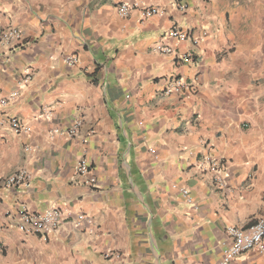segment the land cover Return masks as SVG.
<instances>
[{
	"label": "crops",
	"instance_id": "obj_1",
	"mask_svg": "<svg viewBox=\"0 0 264 264\" xmlns=\"http://www.w3.org/2000/svg\"><path fill=\"white\" fill-rule=\"evenodd\" d=\"M134 1L0 0V23L23 34L14 55L0 49V101L20 91L0 106V177L34 176L26 189L0 187V264H221L227 228H249L264 214L257 30L235 25L230 0H182L184 12L175 0H145L165 14L120 17L117 6ZM174 26L208 36L198 46L164 39ZM162 41L197 61L156 52ZM171 77H198V91L166 95ZM8 118L32 132L16 135ZM79 119L77 137L57 133ZM206 143L225 162L229 193L199 168ZM84 158L94 188L76 172ZM21 205L36 214L60 205L72 217L48 240L26 236L7 216ZM77 214L91 222L77 227ZM231 264H264V254Z\"/></svg>",
	"mask_w": 264,
	"mask_h": 264
},
{
	"label": "built area",
	"instance_id": "obj_2",
	"mask_svg": "<svg viewBox=\"0 0 264 264\" xmlns=\"http://www.w3.org/2000/svg\"><path fill=\"white\" fill-rule=\"evenodd\" d=\"M145 0H135L132 3H120L117 6V13L120 17H128L134 10H140L142 21H147L154 16H163L164 10L158 7L145 6ZM175 3L180 11H186L187 5L182 0H175ZM207 33L198 37L194 32L186 31L178 26H174L167 32L164 39H172L178 43L190 42L193 46L202 44L206 38ZM23 42L22 31L14 25L4 26L0 23V49L8 50L10 55H14ZM154 50L165 55H175L176 61L188 64L195 63L197 57L192 51L179 53L174 47L166 44L164 41L156 44ZM64 63L70 66H75L79 63L77 56H66L63 59ZM25 78L22 84H28L31 80L32 72L30 69L25 70ZM199 88L198 77L185 79L183 77H171L167 82L166 95H183L185 93H196ZM20 97V91H14L9 96L1 99L0 106L7 107L10 102ZM51 112L45 108L43 110V117L49 118ZM10 129L16 135H26L32 132L30 125L24 121L16 118H8L7 121ZM82 126V121L79 119L75 122L73 127L65 131H57L58 134L67 138H75L79 134ZM203 172H209L212 176L214 187L219 191L231 192V188L227 183L226 165L223 159L217 158L212 152L208 143L204 145V155L199 165ZM77 174L83 178L82 184L94 188L97 186V180L91 175V170L86 158L79 161L76 166ZM33 173L29 170H19L18 172L0 177V187L5 189H20L29 188L33 181ZM184 195L188 192L181 190ZM15 221L17 229L26 236H39L45 240L56 236L65 222L72 217L60 205H54L42 213H31L25 206H19L15 214L7 213ZM77 227H80L84 222L90 223L91 219L85 214H77L74 220ZM227 238L230 240V247L228 248L221 264H231L237 258L250 251H258L264 254V214L257 220V222L249 228H240L237 226H229L226 230Z\"/></svg>",
	"mask_w": 264,
	"mask_h": 264
},
{
	"label": "rangeland",
	"instance_id": "obj_3",
	"mask_svg": "<svg viewBox=\"0 0 264 264\" xmlns=\"http://www.w3.org/2000/svg\"><path fill=\"white\" fill-rule=\"evenodd\" d=\"M231 17L246 33L257 30V38L264 43V0H230ZM247 39H250L249 35Z\"/></svg>",
	"mask_w": 264,
	"mask_h": 264
}]
</instances>
